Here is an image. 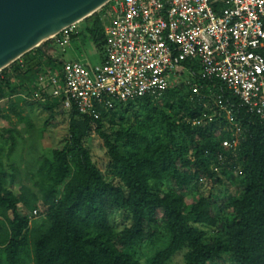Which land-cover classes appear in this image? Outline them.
I'll return each instance as SVG.
<instances>
[{
	"label": "trees",
	"instance_id": "obj_1",
	"mask_svg": "<svg viewBox=\"0 0 264 264\" xmlns=\"http://www.w3.org/2000/svg\"><path fill=\"white\" fill-rule=\"evenodd\" d=\"M107 5L83 20L84 32L72 33L70 43L81 34L103 50ZM55 45L44 42L0 71V102L18 120L30 125L13 101L23 89L51 118L55 109L70 116L68 135L50 156L30 158V184L11 161L20 133L0 127V264H142L137 248L143 243L155 248L147 264H167L184 248L185 264H264V121L219 82L200 81L190 62L183 66L195 77L186 72L184 82L170 84L159 98L100 104L87 114L65 109L38 87L40 75L61 68L63 61L48 52ZM195 83L203 84L199 95ZM209 90L222 96L233 123ZM0 118L8 122L10 115ZM92 132L106 148L104 171L84 144ZM235 138L234 151L223 148ZM234 171L243 177L237 196L183 194L203 180H232ZM117 211L130 219L120 231L110 218ZM201 227L224 234L207 238Z\"/></svg>",
	"mask_w": 264,
	"mask_h": 264
},
{
	"label": "built area",
	"instance_id": "obj_2",
	"mask_svg": "<svg viewBox=\"0 0 264 264\" xmlns=\"http://www.w3.org/2000/svg\"><path fill=\"white\" fill-rule=\"evenodd\" d=\"M107 4L110 21L103 30L101 63L86 67L77 60L63 61L59 71L40 75L43 94L60 98L65 109L76 107L87 114L100 104L159 98L170 86V73L184 71L195 77L183 66L190 62L199 67L200 81L219 82L241 107L264 121V0H110ZM75 25L61 29L52 40L69 45ZM202 88L203 84H193V94L199 95ZM208 97L233 123L229 106L221 105L222 96L209 90ZM237 144V138L222 142L232 151Z\"/></svg>",
	"mask_w": 264,
	"mask_h": 264
},
{
	"label": "rangeland",
	"instance_id": "obj_3",
	"mask_svg": "<svg viewBox=\"0 0 264 264\" xmlns=\"http://www.w3.org/2000/svg\"><path fill=\"white\" fill-rule=\"evenodd\" d=\"M103 10V9H102ZM106 14H102L104 26L110 21L109 5L104 10ZM97 14H101V9L96 11ZM91 19V18H90ZM88 19V20H90ZM87 21H80L75 25L74 33L84 32V24ZM52 40V39H51ZM49 40L48 42H50ZM51 44L48 46L50 47ZM47 46V47H48ZM102 51L97 48L93 42L83 35L75 37L69 45L53 46V49H49L53 56L57 57L60 61L77 60L86 67H94L101 63ZM187 73L184 72L181 76H176L174 73L169 74L170 84H179L185 81ZM15 84V82H14ZM34 97L27 98L26 92L23 90L16 93L13 97V101L16 102L22 111V116L29 119V124H26L24 120H18L14 115L9 113L4 104V100L0 102V115L9 114L10 120L8 122L0 118V127L12 126L20 133L16 149L11 156V161L20 165L23 182L30 184L29 177L27 175V166L31 157L37 154H44L50 156L51 150L59 145L68 135V127L70 116L68 111H59L55 109V116L52 118L50 114L43 108L32 104ZM47 122V124H46ZM85 146L89 149L92 160L96 163L101 171L105 170V164L107 161L106 148L104 147L101 139L95 133H91L87 136L84 142ZM4 163H6L5 157H3ZM234 176V178H233ZM237 172L232 173V180L223 178L221 184L213 183L211 181L203 180L201 185L194 188L191 187L183 194L187 195L192 192H197L204 196H213L214 200H224L225 198L237 196L240 194L241 185L240 181L243 179H236ZM168 186V183H164V187ZM218 205L214 206V211L217 212ZM37 217V216H36ZM113 225L117 231L122 230L123 227L130 224V219L122 211H117L110 215ZM207 234V238H213L214 236H223V232L220 229L201 227ZM159 244V243H157ZM155 251V248L148 244L143 243L137 248V257L142 264H147V260ZM186 249L178 251L167 264H185L184 254Z\"/></svg>",
	"mask_w": 264,
	"mask_h": 264
},
{
	"label": "water",
	"instance_id": "obj_4",
	"mask_svg": "<svg viewBox=\"0 0 264 264\" xmlns=\"http://www.w3.org/2000/svg\"><path fill=\"white\" fill-rule=\"evenodd\" d=\"M110 0H0V71Z\"/></svg>",
	"mask_w": 264,
	"mask_h": 264
},
{
	"label": "bare ground",
	"instance_id": "obj_5",
	"mask_svg": "<svg viewBox=\"0 0 264 264\" xmlns=\"http://www.w3.org/2000/svg\"><path fill=\"white\" fill-rule=\"evenodd\" d=\"M85 20V19H84ZM81 20H79V21H77V22H75V23H73V24H71V25H75V24H77V23H79Z\"/></svg>",
	"mask_w": 264,
	"mask_h": 264
}]
</instances>
